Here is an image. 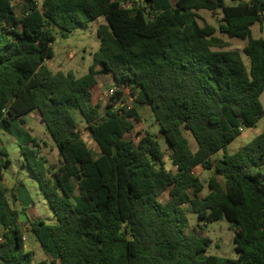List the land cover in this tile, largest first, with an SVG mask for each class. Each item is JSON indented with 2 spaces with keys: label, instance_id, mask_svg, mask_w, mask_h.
Returning <instances> with one entry per match:
<instances>
[{
  "label": "trees",
  "instance_id": "trees-1",
  "mask_svg": "<svg viewBox=\"0 0 264 264\" xmlns=\"http://www.w3.org/2000/svg\"><path fill=\"white\" fill-rule=\"evenodd\" d=\"M126 1L20 0L16 8L0 0V132L23 137L20 152L55 219L13 207L16 195L2 185L8 161H0V264H33L25 233L44 252L40 264H264V131L213 158L264 116V39L250 30L264 21V0ZM202 10L221 11L217 28ZM98 18L87 73L52 72L56 40ZM216 32L246 45L226 50ZM104 74L116 90L103 106L93 88ZM138 107L150 109L174 172L157 135L133 134ZM33 112L59 153L55 166L18 125ZM197 167L212 173L205 196ZM185 205L205 222L231 225L235 259L207 254L209 240L188 231Z\"/></svg>",
  "mask_w": 264,
  "mask_h": 264
},
{
  "label": "rangeland",
  "instance_id": "rangeland-1",
  "mask_svg": "<svg viewBox=\"0 0 264 264\" xmlns=\"http://www.w3.org/2000/svg\"><path fill=\"white\" fill-rule=\"evenodd\" d=\"M39 5L42 0H36ZM129 2L135 0H128ZM173 3V0H171ZM239 0H225L228 5L236 4ZM246 1V0H245ZM14 6L19 8L20 0H12ZM198 14L203 21L211 26L217 28L222 19L221 11L211 14L208 11H199ZM103 18H98L89 22L86 26L77 28L72 31L67 38L56 40V47L54 49L53 58L46 61L49 69L56 72H72L77 78L82 77L88 71L92 62V55L99 48V38L97 37V28L103 23ZM251 36L253 39H264V21L254 24L251 28ZM217 37L221 38L228 46L226 50L242 51L246 45V41L237 38H229L223 34L216 32ZM243 61L248 65L247 58L242 55ZM112 80L105 75L97 76V84L93 88L94 99L105 105L109 100L108 90L111 88ZM260 101L264 109V91L260 96ZM134 104H132L133 106ZM138 121H133V134H142L149 131L157 135V142L164 152L165 168L168 171L174 172L175 169L171 163V152L168 148L164 137L158 134V128L155 124L154 118L147 108H138ZM19 127L34 137L39 144L38 151L40 156L47 161V165L55 166L61 161L59 153L51 141L46 129L44 128L37 112L30 113L24 117L23 124H18ZM79 130L87 147L97 155L96 144L88 137L82 124H79ZM264 131V116L253 126L244 128L240 134L233 139L226 147L216 153L213 158L221 159L224 154H232L242 146L249 143L258 134ZM185 136L189 140L191 148H196V143L189 132H185ZM23 137L17 136L12 129V133L0 132V149L3 150L4 155H0V161L5 163L2 170V185L9 191L13 190L16 195V200L12 201V205L18 211L23 209L27 211L29 216H34L41 219L47 224H54L55 219L53 213L45 200L37 182L33 178L29 168L27 167L24 157L20 152V146L23 145ZM196 176L203 182L205 189L201 196H205L208 192L207 183L211 177V171H205L201 167L194 170ZM219 181H222L219 179ZM183 210L188 220V231L192 234H197L199 237L207 238L209 240L207 247V254L214 255L224 259H235L237 254L234 250L233 243V229L226 220H219L213 222H205L199 219L196 214L191 211L189 205L183 206ZM26 245L28 250L33 253V264H40L45 260V255L39 243L33 235L25 233Z\"/></svg>",
  "mask_w": 264,
  "mask_h": 264
},
{
  "label": "built area",
  "instance_id": "built-area-1",
  "mask_svg": "<svg viewBox=\"0 0 264 264\" xmlns=\"http://www.w3.org/2000/svg\"><path fill=\"white\" fill-rule=\"evenodd\" d=\"M123 5L126 6V7H129V6L132 5V3L129 2V1H126ZM115 90H116L115 87H111V88L108 90V96H109V97H112L113 94H114V91H115ZM132 104H133V99H132V98H129V104H128L129 108L132 107ZM23 241H26V238H25V237H23Z\"/></svg>",
  "mask_w": 264,
  "mask_h": 264
},
{
  "label": "crops",
  "instance_id": "crops-1",
  "mask_svg": "<svg viewBox=\"0 0 264 264\" xmlns=\"http://www.w3.org/2000/svg\"><path fill=\"white\" fill-rule=\"evenodd\" d=\"M105 75V77H110L111 78V80H112V84H111V87L114 85V81H113V79H112V77H111V75L110 74H104ZM138 108H147V109H149L148 107H138ZM138 108H137V112H138ZM34 113V112H33ZM31 209H28V210H26V211H24L25 212V214H27V211H30ZM28 215V214H27ZM29 216V215H28ZM30 218H35L34 216H29ZM1 231H2V229L0 228V234H1Z\"/></svg>",
  "mask_w": 264,
  "mask_h": 264
},
{
  "label": "water",
  "instance_id": "water-1",
  "mask_svg": "<svg viewBox=\"0 0 264 264\" xmlns=\"http://www.w3.org/2000/svg\"><path fill=\"white\" fill-rule=\"evenodd\" d=\"M21 124H23V122H21Z\"/></svg>",
  "mask_w": 264,
  "mask_h": 264
}]
</instances>
